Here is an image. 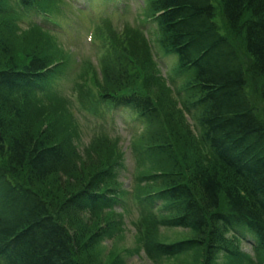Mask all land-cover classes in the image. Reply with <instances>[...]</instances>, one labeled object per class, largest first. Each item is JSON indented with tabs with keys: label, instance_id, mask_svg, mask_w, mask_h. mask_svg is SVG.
Here are the masks:
<instances>
[{
	"label": "trees",
	"instance_id": "trees-1",
	"mask_svg": "<svg viewBox=\"0 0 264 264\" xmlns=\"http://www.w3.org/2000/svg\"><path fill=\"white\" fill-rule=\"evenodd\" d=\"M16 1L25 12L47 16L40 0ZM141 3L146 19L136 29H154L159 50L173 59L166 81L179 102L124 85L141 57L132 51L134 40L108 22L94 31L106 53L99 63L104 83L92 71L74 91L79 111L103 117L122 110L140 123L134 138L142 146L131 143V149L138 166L149 170L137 181L148 191L138 200L142 220L151 216L163 228L190 234L171 244L143 238L146 258L168 264L191 254L197 262V254L200 264H217L222 255L240 264L243 235L264 261V118L248 94L250 83L264 103V0ZM4 5L0 0V15ZM218 16L232 38L217 25ZM140 48L154 60L150 46ZM0 54V263L81 264L76 237L88 236L89 228L101 239L112 233L114 221L103 214L123 201L113 180L122 163L101 159L108 147L92 158L108 134L94 135L81 150L74 136L55 141L32 124L28 103L42 110L57 101L49 90L50 56L28 54L15 63L2 38ZM151 77L159 82L161 75L157 70ZM108 84L115 88L106 90Z\"/></svg>",
	"mask_w": 264,
	"mask_h": 264
},
{
	"label": "rangeland",
	"instance_id": "rangeland-1",
	"mask_svg": "<svg viewBox=\"0 0 264 264\" xmlns=\"http://www.w3.org/2000/svg\"><path fill=\"white\" fill-rule=\"evenodd\" d=\"M4 1L7 13L2 12L0 15V38L4 39L11 58L14 57L13 61L22 63L25 55L36 53L48 55L51 59L49 63H51L53 76L49 81V90L54 93L57 101L55 106L42 110L38 104L28 103L27 109L33 118L32 124L43 129L46 135L55 141L74 136L81 150L82 147H88L94 135L108 134L110 137L108 141L94 145L90 152L92 158L94 159V155L99 158L108 147L106 153H102L101 159L106 162L113 160L112 164L122 163V167L114 172L113 178L120 187V191L123 192L124 204H120L122 211L117 209L114 211L115 214H107L108 212L103 214L114 221L111 225L112 233L108 237L98 238V233L93 228H89L88 236L76 237L78 245L75 248L80 254L79 261L81 264H154L145 258L143 238L171 244L189 239L190 234L182 229L163 228L159 220H154L151 216H147L140 222L136 221L137 211L133 204L135 200H139L148 192L145 191L144 185L138 183L137 186V181L149 173L145 165L139 164L138 166L132 155L131 145L133 143H136V146H142L139 139L131 137L139 125L131 123L127 114L123 116L116 114L115 118L104 115L102 119V116H92L79 111L74 91L83 84V79L92 71L95 72L98 84L104 83L103 76L99 73V63L106 53L102 54L99 43L90 42L89 33L86 31L90 25L89 20L93 19L95 22L101 21V24L108 22L112 26L109 29L116 30L120 32L119 35L123 34V37L134 40L132 51L137 52L135 54L141 58L133 66L135 72L130 73V77L124 81L125 86L147 95L156 91L167 100L179 102L180 97L177 96V91L174 92L172 89L171 92L168 83L165 84L166 75L169 70L171 71L173 62L168 58L167 60L162 58L154 29L148 25L142 29V32L136 29L142 25L138 23L145 21V11L135 0H122L127 10L123 16L118 13H109V9L101 4H95L98 9L92 6V11L85 14L75 10L76 4L71 0H40L41 3H39L42 6H48L47 16L58 24V27L54 28L55 32L52 33L53 37L27 28L29 22L19 14L15 4L16 0ZM78 1L82 3V0ZM213 1L217 6V0ZM36 19L37 17L34 16L32 21L36 22ZM216 23L228 38L233 37L227 29L224 30L220 16L217 17ZM139 42L146 48L150 46L155 60L150 59L151 55L147 58L143 55ZM0 57L3 58V54H0ZM246 58L243 56L244 66L247 68L249 60ZM157 70L161 75L159 82L151 77ZM110 71L116 72L111 69ZM248 84L251 103L255 105L258 116L264 118V103L259 100L257 89L250 83ZM89 87L94 91L92 83ZM113 88L115 87L108 84L106 90ZM187 120L193 126V120L189 117ZM167 123L168 121L166 125ZM131 129L132 132H130ZM180 150L178 148V151ZM77 151L80 152V150ZM165 166L164 162L163 167ZM246 238L249 239V237ZM239 245L245 255L240 264H264L261 254L254 253L249 243L240 242ZM195 257L197 262L191 254H182L174 263L168 264H200L197 254ZM216 262L217 264H229L223 260L222 255H219ZM230 264L237 263L232 260Z\"/></svg>",
	"mask_w": 264,
	"mask_h": 264
}]
</instances>
